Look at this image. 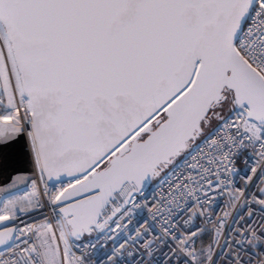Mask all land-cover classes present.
<instances>
[{
	"label": "snow or ice",
	"instance_id": "6c2138e0",
	"mask_svg": "<svg viewBox=\"0 0 264 264\" xmlns=\"http://www.w3.org/2000/svg\"><path fill=\"white\" fill-rule=\"evenodd\" d=\"M20 140L0 264H264V0H0Z\"/></svg>",
	"mask_w": 264,
	"mask_h": 264
},
{
	"label": "water",
	"instance_id": "95a60500",
	"mask_svg": "<svg viewBox=\"0 0 264 264\" xmlns=\"http://www.w3.org/2000/svg\"><path fill=\"white\" fill-rule=\"evenodd\" d=\"M17 175L28 177L33 175L31 154L24 140L17 141L7 147H0V200L4 196L26 187L23 184L9 187L11 179ZM4 180H7L8 183H4Z\"/></svg>",
	"mask_w": 264,
	"mask_h": 264
},
{
	"label": "built area",
	"instance_id": "2783aa9c",
	"mask_svg": "<svg viewBox=\"0 0 264 264\" xmlns=\"http://www.w3.org/2000/svg\"><path fill=\"white\" fill-rule=\"evenodd\" d=\"M237 167L241 168V167H243V164L241 162H238L237 163ZM30 189H31V186L29 184L25 188H23V189H21V190H19L17 192H14L12 194H19V195L24 196V195L27 194L28 191H30ZM148 191L150 192L151 190L149 189ZM9 195H11V194H9ZM9 195L4 196L1 200L7 199L9 197ZM216 202L220 203V200L218 199ZM145 220H148L149 223H153L151 221L150 217L147 214V210H144L139 215H136V216L133 217V222L130 225V228H135L138 225L143 224ZM153 226H154V228H156L158 230V227H159L158 223L154 224ZM110 248H111V242H108L107 245L104 246V247H98L97 250H96L95 256L100 258V259L105 258V254L109 251Z\"/></svg>",
	"mask_w": 264,
	"mask_h": 264
},
{
	"label": "rangeland",
	"instance_id": "374dc122",
	"mask_svg": "<svg viewBox=\"0 0 264 264\" xmlns=\"http://www.w3.org/2000/svg\"><path fill=\"white\" fill-rule=\"evenodd\" d=\"M15 197H22V195L19 194H11L8 198H15Z\"/></svg>",
	"mask_w": 264,
	"mask_h": 264
}]
</instances>
